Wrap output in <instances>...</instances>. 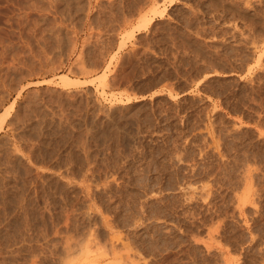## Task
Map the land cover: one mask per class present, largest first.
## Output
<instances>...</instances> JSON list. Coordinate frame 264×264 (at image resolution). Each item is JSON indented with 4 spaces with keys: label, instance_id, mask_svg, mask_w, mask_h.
<instances>
[{
    "label": "rangeland",
    "instance_id": "obj_1",
    "mask_svg": "<svg viewBox=\"0 0 264 264\" xmlns=\"http://www.w3.org/2000/svg\"><path fill=\"white\" fill-rule=\"evenodd\" d=\"M0 264H264V0H0Z\"/></svg>",
    "mask_w": 264,
    "mask_h": 264
},
{
    "label": "bare ground",
    "instance_id": "obj_2",
    "mask_svg": "<svg viewBox=\"0 0 264 264\" xmlns=\"http://www.w3.org/2000/svg\"><path fill=\"white\" fill-rule=\"evenodd\" d=\"M154 10V9H153ZM152 10V11H153ZM143 17V16H142ZM145 18V17H144ZM147 19V18H146ZM141 23H142V21H140ZM144 22V21H143ZM150 22V21H149ZM149 22H144V24H145V26L147 25V24H149ZM65 75H60V78L62 77V79H63V81L65 80V84L66 83H68L69 84V82H66V77H64ZM65 78V79H64ZM67 81H68V79H67ZM172 97V96H171ZM3 115H4V113H3ZM2 123V122H1ZM86 126V125H85ZM43 128V127H42ZM106 129V128H105ZM78 130V129H77ZM83 131V130H82ZM51 132V131H50ZM63 134V133H62ZM67 134V133H66ZM36 158V157H35Z\"/></svg>",
    "mask_w": 264,
    "mask_h": 264
}]
</instances>
